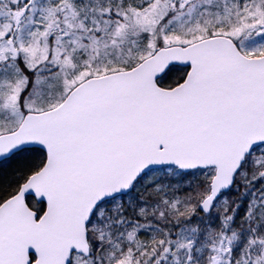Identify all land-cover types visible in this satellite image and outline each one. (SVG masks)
<instances>
[{
  "label": "snow or ice",
  "instance_id": "6c2138e0",
  "mask_svg": "<svg viewBox=\"0 0 264 264\" xmlns=\"http://www.w3.org/2000/svg\"><path fill=\"white\" fill-rule=\"evenodd\" d=\"M0 264H264V0H0Z\"/></svg>",
  "mask_w": 264,
  "mask_h": 264
}]
</instances>
